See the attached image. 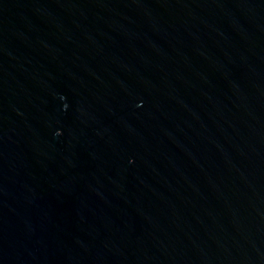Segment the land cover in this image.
Instances as JSON below:
<instances>
[{
    "label": "water",
    "instance_id": "1",
    "mask_svg": "<svg viewBox=\"0 0 264 264\" xmlns=\"http://www.w3.org/2000/svg\"><path fill=\"white\" fill-rule=\"evenodd\" d=\"M0 264H264V0H0Z\"/></svg>",
    "mask_w": 264,
    "mask_h": 264
}]
</instances>
